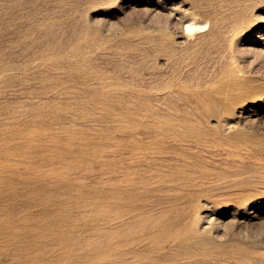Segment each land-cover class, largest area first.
<instances>
[{
	"label": "rangeland",
	"instance_id": "1",
	"mask_svg": "<svg viewBox=\"0 0 264 264\" xmlns=\"http://www.w3.org/2000/svg\"><path fill=\"white\" fill-rule=\"evenodd\" d=\"M0 264H264V0H0Z\"/></svg>",
	"mask_w": 264,
	"mask_h": 264
}]
</instances>
